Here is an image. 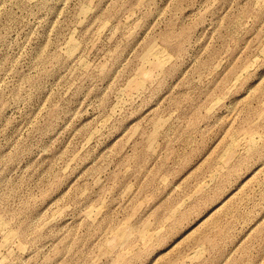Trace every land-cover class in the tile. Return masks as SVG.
Returning <instances> with one entry per match:
<instances>
[{
    "label": "rangeland",
    "instance_id": "1",
    "mask_svg": "<svg viewBox=\"0 0 264 264\" xmlns=\"http://www.w3.org/2000/svg\"><path fill=\"white\" fill-rule=\"evenodd\" d=\"M0 264H264V0H0Z\"/></svg>",
    "mask_w": 264,
    "mask_h": 264
},
{
    "label": "bare ground",
    "instance_id": "2",
    "mask_svg": "<svg viewBox=\"0 0 264 264\" xmlns=\"http://www.w3.org/2000/svg\"><path fill=\"white\" fill-rule=\"evenodd\" d=\"M142 66L139 69L137 76L131 79L129 86L139 87L144 84V81L151 78L153 72L164 66L163 51L159 49H151L146 51L142 57Z\"/></svg>",
    "mask_w": 264,
    "mask_h": 264
}]
</instances>
